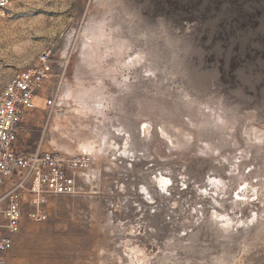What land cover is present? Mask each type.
Returning <instances> with one entry per match:
<instances>
[{
    "label": "rangeland",
    "instance_id": "rangeland-1",
    "mask_svg": "<svg viewBox=\"0 0 264 264\" xmlns=\"http://www.w3.org/2000/svg\"><path fill=\"white\" fill-rule=\"evenodd\" d=\"M43 52L20 144L86 165L0 264H264V0L0 6V91Z\"/></svg>",
    "mask_w": 264,
    "mask_h": 264
},
{
    "label": "built area",
    "instance_id": "built-area-1",
    "mask_svg": "<svg viewBox=\"0 0 264 264\" xmlns=\"http://www.w3.org/2000/svg\"><path fill=\"white\" fill-rule=\"evenodd\" d=\"M7 4L8 0H0L1 7ZM52 67L50 53L43 52L0 91V253L12 248L13 235L21 230L23 218L45 222L50 197L78 191L76 170L86 165V161L67 163L55 150L40 146L27 150L20 144L23 127L37 109V91Z\"/></svg>",
    "mask_w": 264,
    "mask_h": 264
},
{
    "label": "crops",
    "instance_id": "crops-1",
    "mask_svg": "<svg viewBox=\"0 0 264 264\" xmlns=\"http://www.w3.org/2000/svg\"><path fill=\"white\" fill-rule=\"evenodd\" d=\"M34 115H35V114H34ZM30 120H31V119H30ZM30 120H29V121H30ZM29 121L24 125L23 130L25 129V126L28 125ZM23 130H22V132H23ZM22 132H21V135H22ZM21 145H22V147H23L24 149H27V147H26L25 145H23V144H21ZM38 146H40V147L42 148L41 143L37 144L36 147H38ZM42 149H43V148H42Z\"/></svg>",
    "mask_w": 264,
    "mask_h": 264
}]
</instances>
